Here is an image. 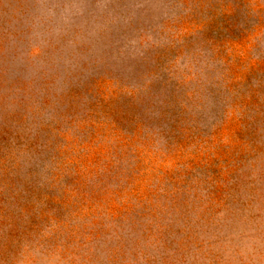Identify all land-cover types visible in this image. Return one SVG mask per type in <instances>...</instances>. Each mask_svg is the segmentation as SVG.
<instances>
[{
  "label": "rangeland",
  "instance_id": "1",
  "mask_svg": "<svg viewBox=\"0 0 264 264\" xmlns=\"http://www.w3.org/2000/svg\"><path fill=\"white\" fill-rule=\"evenodd\" d=\"M0 264H264V0H0Z\"/></svg>",
  "mask_w": 264,
  "mask_h": 264
}]
</instances>
